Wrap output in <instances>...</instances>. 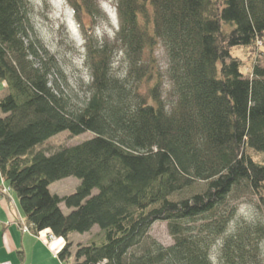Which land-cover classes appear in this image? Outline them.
I'll return each instance as SVG.
<instances>
[{
	"label": "trees",
	"instance_id": "obj_1",
	"mask_svg": "<svg viewBox=\"0 0 264 264\" xmlns=\"http://www.w3.org/2000/svg\"><path fill=\"white\" fill-rule=\"evenodd\" d=\"M66 1L85 35L89 82L81 103L59 84L30 1L0 0V177L33 234L63 238L56 256L66 264L68 235L94 226L103 242L78 245L73 264H213L220 239L217 264H260L261 225L236 224L224 236L234 195L251 193L264 209V66L254 63L245 77L231 55L264 48V0H114L111 43L83 27V15L102 18L96 0ZM160 44L173 104L160 94ZM63 131L93 137L36 151ZM69 177L80 181L75 193L49 192ZM155 222H167L171 246L146 239Z\"/></svg>",
	"mask_w": 264,
	"mask_h": 264
},
{
	"label": "rangeland",
	"instance_id": "obj_2",
	"mask_svg": "<svg viewBox=\"0 0 264 264\" xmlns=\"http://www.w3.org/2000/svg\"><path fill=\"white\" fill-rule=\"evenodd\" d=\"M32 7L31 21L34 30L42 41L46 49L54 55L61 71V77L58 82L64 89L65 93L71 96L72 102L81 103L88 98V82L89 75L85 65V35L82 30V25L75 18L74 11L66 0H29ZM99 6L102 18L91 23L89 17L83 15V27L87 32H92L98 41H106L111 43L118 27V20L114 0H96ZM115 26V28H114ZM91 30V31H90ZM113 71H122L124 64L122 55L116 47L113 48ZM264 48L258 47L254 52L245 50V48H235L231 51L233 57L240 60L241 73L247 77L250 75L253 64L264 66V58L262 56ZM155 68L159 73L161 81L160 94L164 103L173 104L175 97L172 94L171 83L168 81L166 70L168 67V59L166 51L160 44L154 51ZM3 86L0 83V88ZM93 137L91 132H84L79 135H71L67 131L60 132L51 137L42 145L36 148V151L48 150L50 153L58 152L64 148L78 146ZM1 184V183H0ZM80 181L75 177H69L49 186V192L60 198L67 197L76 192ZM8 186V185H7ZM9 192L11 197L16 199L15 194L9 190H1L2 194ZM97 191L93 190L91 196L96 195ZM191 192L185 193L188 196ZM235 195L229 200V206L235 208V219L227 229L228 235L235 232L237 225H261L264 228V209L257 201L256 197L251 193L241 194L239 198L234 199ZM17 200V199H16ZM17 209L23 215L18 201ZM63 215H68L70 209L63 204L60 205ZM15 210V209H14ZM24 217V215H23ZM19 221V222H18ZM15 222V225L22 233H27L37 240L38 244L31 245L28 251H24L22 247L14 249L11 253L7 252V244L15 238L10 231L7 232L10 225L5 226L4 232L0 231V243L5 244L2 249L4 260L11 264H66L61 263L57 258L56 253L65 244L63 238H54L52 234L44 231L33 234L30 227L21 220ZM253 228V227H252ZM5 235V241L2 240ZM148 241H155L162 247L166 248L173 244V239L170 236L167 228V222H155L148 230ZM67 241L71 244L70 257L67 264H73L75 259V251L78 245H89L94 243L100 245L103 242V234L94 226L90 232L79 234L72 233L67 237ZM223 240L220 239L217 244L213 245L210 251V257L213 264H217V256L219 246ZM14 243V242H11ZM15 244V243H14ZM260 264H264V246L260 250ZM25 256L27 259L25 260Z\"/></svg>",
	"mask_w": 264,
	"mask_h": 264
},
{
	"label": "crops",
	"instance_id": "obj_3",
	"mask_svg": "<svg viewBox=\"0 0 264 264\" xmlns=\"http://www.w3.org/2000/svg\"><path fill=\"white\" fill-rule=\"evenodd\" d=\"M0 183V231L4 232L5 226L10 225L12 227H9L7 232L10 231L12 236L15 238V240H10L7 244V252L11 253L14 249H18L19 247H22L24 251H28L31 245H36L39 241L37 242L33 236L31 237L27 235V233H22L17 225H15V222L18 220L25 223V217H23L17 209V200L15 198L13 199L9 192L5 194L1 193V190L3 189L11 191L7 186V183H5L1 177ZM5 238V235H3L2 240L5 241ZM11 242H14L15 244ZM4 246V243H0V264H11L4 260L3 253L1 252ZM26 259L27 256H25V260Z\"/></svg>",
	"mask_w": 264,
	"mask_h": 264
}]
</instances>
